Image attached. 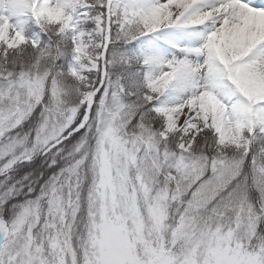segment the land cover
I'll return each mask as SVG.
<instances>
[{"label":"snow or ice","instance_id":"1","mask_svg":"<svg viewBox=\"0 0 264 264\" xmlns=\"http://www.w3.org/2000/svg\"><path fill=\"white\" fill-rule=\"evenodd\" d=\"M0 264H264V0H0Z\"/></svg>","mask_w":264,"mask_h":264}]
</instances>
